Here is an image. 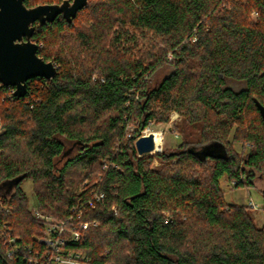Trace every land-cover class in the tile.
I'll return each instance as SVG.
<instances>
[{
    "label": "trees",
    "instance_id": "16d2710c",
    "mask_svg": "<svg viewBox=\"0 0 264 264\" xmlns=\"http://www.w3.org/2000/svg\"><path fill=\"white\" fill-rule=\"evenodd\" d=\"M85 12L35 32L55 76L30 79L24 97L0 83V183L23 177L0 195V226L38 247L44 223L22 187L30 179L55 220L88 206L85 219L98 225L72 246L92 264H264V223L221 186L252 188L264 175V0H92ZM149 33L159 41L152 50L120 52ZM173 111L186 121L182 141L156 153L163 164L152 168L128 122L144 128ZM211 144L216 155L190 151Z\"/></svg>",
    "mask_w": 264,
    "mask_h": 264
},
{
    "label": "water",
    "instance_id": "95a60500",
    "mask_svg": "<svg viewBox=\"0 0 264 264\" xmlns=\"http://www.w3.org/2000/svg\"><path fill=\"white\" fill-rule=\"evenodd\" d=\"M26 0H0V83L14 88V95L24 97L28 91V81L34 77L52 78L58 72L55 62L47 61L39 55V44L32 36L37 26L53 22L62 15L71 23L89 0H63L62 2L39 3L28 6ZM264 117V106L258 102ZM138 154H148L155 150L154 135H144L135 142ZM218 146L207 145L199 150L190 148L197 155H216ZM0 183V195L11 196L19 181ZM10 190L3 191L4 187Z\"/></svg>",
    "mask_w": 264,
    "mask_h": 264
},
{
    "label": "built area",
    "instance_id": "2783aa9c",
    "mask_svg": "<svg viewBox=\"0 0 264 264\" xmlns=\"http://www.w3.org/2000/svg\"><path fill=\"white\" fill-rule=\"evenodd\" d=\"M35 78V77H34ZM33 79V78H32ZM14 89V88H13ZM150 125V124H149ZM144 127L146 129L147 127ZM152 133L154 139L157 135L163 138V132H146L141 136ZM162 143L155 150H162ZM104 193L95 194L94 201H102ZM90 206L94 202H88ZM31 212L34 218L44 223L43 234L37 237L38 247L19 242V238L12 236L6 228V225L0 226V248L3 251V260L1 264H16L22 260L27 264H92V259L81 249L72 244L80 241L83 232L91 226H97L96 219H85V213L88 206L83 203L73 205L70 214L63 219L55 220L39 208V204L33 196ZM251 207H258L251 202ZM116 210V206H113ZM2 243H5L2 247ZM104 264H113L112 261H105Z\"/></svg>",
    "mask_w": 264,
    "mask_h": 264
},
{
    "label": "rangeland",
    "instance_id": "374dc122",
    "mask_svg": "<svg viewBox=\"0 0 264 264\" xmlns=\"http://www.w3.org/2000/svg\"><path fill=\"white\" fill-rule=\"evenodd\" d=\"M46 1V0H43ZM57 1V0H55ZM92 1V0H90ZM78 13V21H82L84 19H86V8L89 6V3ZM97 2V0H94V2ZM252 19L254 21L258 20V14L257 12H253L251 15ZM76 19V20H77ZM92 24V22H90ZM138 44L137 46H134L133 44L128 43H124V45H122V47H119L120 52L125 53L128 56H133V57H138L141 54V51H147L149 49H153V44L155 43H159V41L157 40L156 37H154L152 35V33H149L148 37H143V36H139L138 37ZM161 48L164 47L163 44H160ZM130 48V49H129ZM112 49V48H110ZM156 50V49H155ZM167 58L168 61L173 60L174 58V53L171 49L167 50ZM55 65L57 67H59L57 65V63H55ZM161 73V72H160ZM98 74V73H95ZM94 74V75H95ZM99 75V74H98ZM158 74V78H162L164 75ZM94 77V76H93ZM186 121L184 120V118L177 112V111H173L170 114V118L168 121L164 122V121H156V120H152L149 124V127H147L146 129L144 128H140L141 126L139 125L138 122L135 121H129L126 131H127V135H131L130 133H133L135 131H140V135L142 133H146V132H163V138L161 140L160 138V144L162 143V150H154L151 153H149L150 155H152V160H151V167L152 168H158L159 166H161L163 164V162L161 161V159H159V157L157 156L156 153L162 152L166 149H172L174 148L176 145H178L181 141H182V135H180V132L178 131V129L182 128L185 125ZM195 129H192V132L190 134V139H195ZM136 142V141H135ZM238 150H241L240 146L238 144H236ZM250 147V145L247 143V149ZM140 155V154H139ZM176 159H173L172 162H175ZM250 169V168H248ZM257 176L254 179V186L252 188H234L233 186L230 185V183L228 182V180L226 178H223L221 180V186L222 188L225 190V200L228 203H236V204H246L248 206H251V202H254L256 206V208L254 207H249L248 210L250 211V213L253 215V217L255 218L256 224L258 226H262V224L264 223V211L261 208L262 202H263V192H264V175L256 172ZM22 187L25 189L26 193L29 195L30 200H31V204L33 201V182L30 179H26L25 181H23L22 183Z\"/></svg>",
    "mask_w": 264,
    "mask_h": 264
},
{
    "label": "flooded vegetation",
    "instance_id": "af4514ba",
    "mask_svg": "<svg viewBox=\"0 0 264 264\" xmlns=\"http://www.w3.org/2000/svg\"><path fill=\"white\" fill-rule=\"evenodd\" d=\"M63 0H57V1H51V2H44V3H53V2H58V3H60V2H62ZM80 12V11H79ZM78 12V13H79ZM78 15V14H77ZM75 19V18H74ZM61 20H65L66 21V19L62 16V15H59L53 22H59V21H61ZM48 23H51V22H46L43 26H37V22H36V29L34 30V33H33V36H32V39H33V37H34V35H35V32H37V31H41V28H43V27H45ZM38 29H40V30H38ZM39 44V43H38ZM41 48V45L39 44V49ZM3 189H5V191H9L10 190V188H8V186L7 187H4Z\"/></svg>",
    "mask_w": 264,
    "mask_h": 264
},
{
    "label": "bare ground",
    "instance_id": "6f19581e",
    "mask_svg": "<svg viewBox=\"0 0 264 264\" xmlns=\"http://www.w3.org/2000/svg\"><path fill=\"white\" fill-rule=\"evenodd\" d=\"M156 148L160 145V137L157 135L155 138Z\"/></svg>",
    "mask_w": 264,
    "mask_h": 264
}]
</instances>
